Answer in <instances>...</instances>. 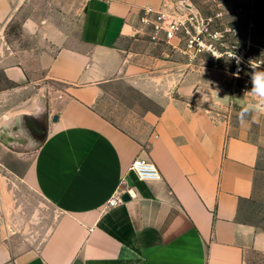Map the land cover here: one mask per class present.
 <instances>
[{
    "label": "crops",
    "instance_id": "obj_1",
    "mask_svg": "<svg viewBox=\"0 0 264 264\" xmlns=\"http://www.w3.org/2000/svg\"><path fill=\"white\" fill-rule=\"evenodd\" d=\"M172 1L73 0L59 24L29 11L38 0H0V73L10 85L0 87V151L24 144L17 115L47 109L46 139L21 181L56 215L43 237L1 238L0 264H244L264 252V231L240 219L264 144L182 95L150 94L139 76L150 49L136 34L139 16ZM20 16L15 38L9 26ZM115 83L161 104L142 115L145 135L97 112ZM138 158L161 179L139 181L130 171ZM121 191L130 199L108 207Z\"/></svg>",
    "mask_w": 264,
    "mask_h": 264
},
{
    "label": "rangeland",
    "instance_id": "obj_2",
    "mask_svg": "<svg viewBox=\"0 0 264 264\" xmlns=\"http://www.w3.org/2000/svg\"><path fill=\"white\" fill-rule=\"evenodd\" d=\"M178 2L197 10L199 19H212L209 32L217 36L210 38L204 35L202 39L213 44L214 53L204 49L190 60L167 44L155 46L140 36L147 42L143 45L150 47L144 59H140L144 63H138L141 65L139 76L145 77V86L150 88L148 92L182 95V98L189 99L188 102L209 109L214 116L238 129H246L248 138L264 144V104H259L247 94L252 88L251 75L254 71H235L237 60L242 61L248 55L255 61H261L258 71L264 70V2ZM74 6L73 0H38L30 5L29 11L43 18L52 17L63 24ZM22 18L14 19L9 26L11 36L15 38L19 36ZM7 86L10 85L0 73V87ZM53 86L62 89L57 84ZM160 107L158 101L146 96L136 86L115 83L100 99L96 110L117 126L128 129L130 134L141 136L148 132L144 129L142 115L148 111L158 112ZM34 151L24 152L17 140L0 151V239L15 231L18 235L24 233L43 237L56 218L46 201L21 181L22 172ZM240 219L264 231V167L256 178L254 195L242 206ZM244 264H264V252L248 253Z\"/></svg>",
    "mask_w": 264,
    "mask_h": 264
},
{
    "label": "built area",
    "instance_id": "obj_3",
    "mask_svg": "<svg viewBox=\"0 0 264 264\" xmlns=\"http://www.w3.org/2000/svg\"><path fill=\"white\" fill-rule=\"evenodd\" d=\"M179 1V0H178ZM172 1L164 4L159 9L144 8L139 16V28L137 35L146 38L153 45L167 44L180 51L190 60L203 51L211 50L214 53L213 44L205 43L202 36L216 37L209 32V22L212 19L200 17L197 10L191 6H183L181 2ZM261 61H255L251 55L245 57L236 64V73L245 71H258ZM139 181L153 182L161 179V173L156 165L148 159H136L130 168ZM130 191H121L108 203V207H114L124 201V195Z\"/></svg>",
    "mask_w": 264,
    "mask_h": 264
},
{
    "label": "water",
    "instance_id": "obj_4",
    "mask_svg": "<svg viewBox=\"0 0 264 264\" xmlns=\"http://www.w3.org/2000/svg\"><path fill=\"white\" fill-rule=\"evenodd\" d=\"M54 120H56V117ZM12 125L18 139L24 141V144L20 145L22 150L24 152L37 150L46 139L48 111L45 107H40L34 112L17 115ZM123 198L128 201L130 196L125 194Z\"/></svg>",
    "mask_w": 264,
    "mask_h": 264
},
{
    "label": "clouds",
    "instance_id": "obj_5",
    "mask_svg": "<svg viewBox=\"0 0 264 264\" xmlns=\"http://www.w3.org/2000/svg\"><path fill=\"white\" fill-rule=\"evenodd\" d=\"M251 83L252 88L247 94L254 97L259 104H264V70L254 71L251 75Z\"/></svg>",
    "mask_w": 264,
    "mask_h": 264
}]
</instances>
